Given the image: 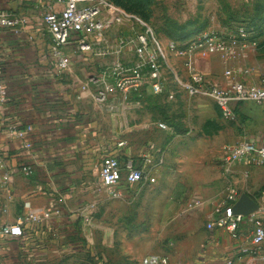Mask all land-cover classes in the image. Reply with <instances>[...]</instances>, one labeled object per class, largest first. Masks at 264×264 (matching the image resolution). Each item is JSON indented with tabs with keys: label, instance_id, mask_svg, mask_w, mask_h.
<instances>
[{
	"label": "crops",
	"instance_id": "obj_1",
	"mask_svg": "<svg viewBox=\"0 0 264 264\" xmlns=\"http://www.w3.org/2000/svg\"><path fill=\"white\" fill-rule=\"evenodd\" d=\"M0 11L24 20L17 29H0V80L7 90V103L0 107V225L26 220L23 237L11 239L25 244L14 254L41 262L63 256L64 264H71L99 242L104 258L119 248L120 258L134 264L149 255L166 257L168 264H264V244L259 254L242 253L250 247L251 224H242L237 238L226 229L208 228L229 188L256 203L264 196V165L246 159L235 163L230 174L223 172L225 147L243 141L264 146V105L232 103L234 118L228 121L212 99L180 90L169 100L147 90L108 113L93 101L89 87L82 90L108 60L87 61L72 48V64L60 73L44 23L48 6L40 0H0ZM259 57L258 49L250 48L227 64L219 55H207L197 57L194 66L217 87L232 82L226 71L259 86L264 80L254 68ZM184 59L177 56L172 66L187 81ZM158 99L167 102L169 121L178 127L159 120ZM27 142L32 149L25 148ZM109 155L122 165L133 160L155 179L140 185H159L145 196L139 185L123 182L114 221V199L100 177L101 162ZM195 201L201 206L189 210ZM54 210L59 214L43 218ZM30 215L38 220H28ZM7 240L0 238L2 254H8Z\"/></svg>",
	"mask_w": 264,
	"mask_h": 264
},
{
	"label": "built area",
	"instance_id": "obj_2",
	"mask_svg": "<svg viewBox=\"0 0 264 264\" xmlns=\"http://www.w3.org/2000/svg\"><path fill=\"white\" fill-rule=\"evenodd\" d=\"M40 1L48 6L44 23L51 37V58L60 73L69 69L72 64L69 54L72 48L85 55L87 61L99 64L102 60H108L90 75L87 85L82 87V90L89 87L93 101L108 113L120 111L127 104L143 97L147 90L154 97L166 96L169 100H174L180 90L191 97L212 99L222 117L228 121L234 118L232 103L264 105V80L259 86L252 85L236 80L232 71H226L225 76L231 78L232 82L227 88H221L209 83L205 74L194 66L199 56L219 55L222 62L227 64L241 57L250 48L257 47V33L247 24L239 25L232 34L213 32L194 37L184 45L174 41L161 44L149 24L116 9L106 0ZM56 6L62 8L56 9ZM23 23L24 20L15 14L0 11V29H17ZM181 54L185 56L182 67L189 73L187 81L172 66V61ZM6 103L7 90L0 80V107ZM158 126L160 129H167L163 123ZM27 131H31V128ZM25 148L32 149V143L27 142ZM246 159H253L257 166H263L264 146L243 141L236 146L226 147L223 172L230 174L235 163ZM146 162L151 164L149 159ZM23 171L26 175L31 174L29 167ZM100 177L113 199L120 197L118 189L123 182L130 186L140 185L145 181L155 182L133 160H127L122 165L114 155L103 158ZM4 180L8 182L10 177L5 176ZM241 195L236 188H229L225 200L216 209L217 220L210 223L208 228L226 229L233 238H237L241 225L251 224L253 230L250 247H244L242 253L259 254L264 244V196L257 202L258 209L244 216L233 213V207ZM201 204L195 201L188 205V209L194 210ZM53 214L57 215L59 211H49L43 218L48 219ZM28 220L38 218L30 215ZM25 222V219H20L12 224L0 225V238L23 237ZM141 264H168V258L149 255L142 259Z\"/></svg>",
	"mask_w": 264,
	"mask_h": 264
},
{
	"label": "rangeland",
	"instance_id": "obj_3",
	"mask_svg": "<svg viewBox=\"0 0 264 264\" xmlns=\"http://www.w3.org/2000/svg\"><path fill=\"white\" fill-rule=\"evenodd\" d=\"M106 1L116 9L149 24L154 30L156 39L161 44L171 41L182 44L199 35L213 32L225 35L232 34L236 27L246 23L249 27H253L258 36V46L253 49H258L259 58L262 60L260 62L255 61L254 68L256 67L260 72L261 81L264 79V37L262 33L264 32V0ZM154 105L159 120L173 126V122L169 121L168 118L167 102L158 99V102H154ZM174 127H178V123ZM117 131L119 132V130ZM156 186L159 185L142 184L138 187L146 196L148 188L152 189ZM112 202L114 221L115 218H119V211L117 210L122 201L114 199ZM146 223L149 222L145 220L144 224ZM99 244L97 242L94 249L82 250L79 256L77 255L72 259L71 264H127V260L120 258L119 248L112 252L111 257L104 258L102 256L105 255L104 250H102L103 247ZM24 246L23 242L17 243L11 239L7 240L3 247L8 254L0 253V264H64L66 262L63 256L46 258L41 262L40 259H30L24 256L23 253L14 254V251L19 248L22 249ZM128 264L134 263L128 262Z\"/></svg>",
	"mask_w": 264,
	"mask_h": 264
},
{
	"label": "water",
	"instance_id": "obj_4",
	"mask_svg": "<svg viewBox=\"0 0 264 264\" xmlns=\"http://www.w3.org/2000/svg\"><path fill=\"white\" fill-rule=\"evenodd\" d=\"M258 209L257 203L250 196L242 194L238 202L233 207L236 215H249Z\"/></svg>",
	"mask_w": 264,
	"mask_h": 264
},
{
	"label": "trees",
	"instance_id": "obj_5",
	"mask_svg": "<svg viewBox=\"0 0 264 264\" xmlns=\"http://www.w3.org/2000/svg\"><path fill=\"white\" fill-rule=\"evenodd\" d=\"M243 24H246V23H243ZM247 26L249 27V25L247 24ZM262 33H264V32H262Z\"/></svg>",
	"mask_w": 264,
	"mask_h": 264
}]
</instances>
